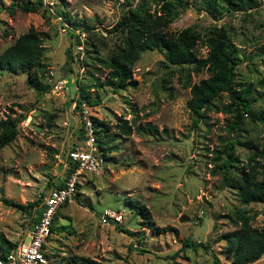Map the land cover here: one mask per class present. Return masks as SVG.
I'll use <instances>...</instances> for the list:
<instances>
[{
  "label": "rangeland",
  "instance_id": "rangeland-1",
  "mask_svg": "<svg viewBox=\"0 0 264 264\" xmlns=\"http://www.w3.org/2000/svg\"><path fill=\"white\" fill-rule=\"evenodd\" d=\"M26 1L37 8L16 5ZM38 2L0 0V51L29 27L43 46V68L30 70V81L26 70L0 67V122L16 124L13 138L0 146V236L16 241L31 217L29 206L36 208L33 201L62 179L67 147L82 143L79 109L84 105L89 117L107 125L101 132L107 158L101 169L81 174L74 200L55 212L54 228L43 244L47 261L69 264L72 255H82L99 264H231L222 233L236 227L239 209L250 214L251 225L264 229V201L241 203L236 188L222 181V145L235 136L230 169L251 162L255 178L264 179V158L252 146L264 141V121H251L243 113L240 128H229L232 112L222 109L229 98L221 92L193 124L186 107L189 85L207 76V70L167 66L155 49L138 53L130 81L121 88L104 83L103 61L121 45L115 23L139 3L157 10L153 0ZM253 2L211 14L190 0L177 7L167 29L190 25L203 33L209 25L227 26L239 57L234 80L250 83L251 107L258 110L264 108V87L258 84L264 78V0ZM70 33L78 34V44L72 45ZM67 47L74 54L77 84L69 79ZM206 51L207 45L196 44L197 56ZM59 79H65L62 89L54 86ZM81 88L94 103L84 99L76 106L71 98ZM146 123L157 131L145 130ZM121 124L129 126L128 133ZM137 204L148 209L155 225L169 228L150 230ZM103 207L120 212L121 221L101 223ZM191 240L206 249L183 244ZM246 264H264V253Z\"/></svg>",
  "mask_w": 264,
  "mask_h": 264
},
{
  "label": "trees",
  "instance_id": "trees-1",
  "mask_svg": "<svg viewBox=\"0 0 264 264\" xmlns=\"http://www.w3.org/2000/svg\"><path fill=\"white\" fill-rule=\"evenodd\" d=\"M153 1L158 3L157 10L149 11L142 6V3H139L129 7L123 13L121 19L115 23L122 35L121 45L111 51L103 61L107 67L104 83L111 85L113 90L121 88L130 81L131 68L138 53L143 49H155L162 53L167 66L169 64L180 68L186 66L195 71L204 67L207 70V76L201 77L189 85L186 107L191 114L193 124L197 123L204 115V109L208 108L221 92H225L229 98L228 103L222 106L225 111L232 112L231 119L227 123L229 128H240L243 113H246L251 121H264V108L256 110L251 107L250 83L238 84L234 80V68L239 57L236 46L229 40L228 27L213 24L207 26L203 33L190 25H186L178 31L168 30L169 22L177 13V7L187 6L190 0ZM198 3L211 14L243 9L244 6L251 7L254 4L253 0H198ZM38 4H40V0ZM16 5L26 11L37 8L36 4L30 1L16 3ZM70 34L73 37L72 45L78 44L80 42L78 34ZM198 42L207 45L205 56H197L195 46ZM42 47L41 36L35 29L29 27L17 34L12 42L0 51V67L8 70L17 68L26 70L28 73L27 80L30 81L34 78L30 70L35 71L43 68L41 61ZM65 52L67 69L70 72L73 71L69 79L77 84V78L71 65L74 54L69 47L66 48ZM258 84L264 87V78L260 79ZM88 96L87 91L81 88V90L76 91L71 100H74L76 106H79L84 99L88 104L94 103L95 99H90ZM90 118L97 146L105 161L107 158L105 151L108 147L104 144L101 132H104L107 125L96 117L90 116ZM15 126L16 124L10 119L6 123L0 122V146L13 138ZM99 126L103 128H99ZM120 128L125 133L129 132V126L121 124ZM144 129L149 132L157 131V128L149 123L144 125ZM237 140L233 136L228 138L222 145L224 156L220 163L222 167L221 179L225 184L228 183L236 188L241 203L264 201V179L255 178L254 164L247 162L240 167L234 165L236 170L230 169L233 158L232 146ZM252 146L254 148L253 152L264 158V141L261 143L253 142ZM249 160H251L250 157ZM64 161H67L66 156ZM67 171L68 168L65 167L63 175H66ZM51 184L59 185L61 180ZM76 186H78V183H76ZM39 201L40 197L33 201L34 205L37 206ZM9 203L17 206L21 205L14 201ZM135 206L144 218L145 225L153 232L169 228L167 225L162 227L155 225L153 220L150 219L148 209L143 204ZM38 211L37 207L32 206H29L27 210L31 217H35ZM235 217L237 220L236 227L222 233L221 237L224 240L225 253L230 258L231 264H246L254 261L264 253V229L251 225V216L243 209L236 211ZM53 228L51 220L50 230L52 231ZM13 243L1 235L0 252L6 251ZM183 244L194 249L199 246L206 249V245L201 241L191 240L185 241ZM212 260L216 263L217 257L212 255ZM66 263L99 264L98 261L82 255H72Z\"/></svg>",
  "mask_w": 264,
  "mask_h": 264
},
{
  "label": "built area",
  "instance_id": "built-area-1",
  "mask_svg": "<svg viewBox=\"0 0 264 264\" xmlns=\"http://www.w3.org/2000/svg\"><path fill=\"white\" fill-rule=\"evenodd\" d=\"M56 88H64L65 79L56 80ZM82 143L70 144L66 149L67 167L61 184L50 185L36 206L39 211L30 217L20 237L4 252H0V264H56L48 262L43 244L51 233L50 224L55 211L65 202L75 198L76 183L82 173L94 172L103 166L104 158L97 146L91 118L87 109L81 105L79 109ZM69 161V162H68ZM121 213L109 207H103L98 213L101 223L121 221Z\"/></svg>",
  "mask_w": 264,
  "mask_h": 264
}]
</instances>
